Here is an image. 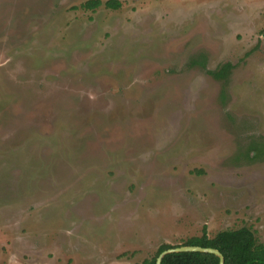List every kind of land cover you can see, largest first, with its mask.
Wrapping results in <instances>:
<instances>
[{
  "label": "rangeland",
  "instance_id": "1",
  "mask_svg": "<svg viewBox=\"0 0 264 264\" xmlns=\"http://www.w3.org/2000/svg\"><path fill=\"white\" fill-rule=\"evenodd\" d=\"M263 32L264 0H0V264L264 243Z\"/></svg>",
  "mask_w": 264,
  "mask_h": 264
},
{
  "label": "trees",
  "instance_id": "2",
  "mask_svg": "<svg viewBox=\"0 0 264 264\" xmlns=\"http://www.w3.org/2000/svg\"><path fill=\"white\" fill-rule=\"evenodd\" d=\"M100 5V1H93L88 2L84 7L94 10ZM106 7L119 9L121 4L116 1H109L106 3ZM202 68L214 79L223 81L228 80L233 65L225 64L214 71L207 70L205 65H202ZM183 246H198L218 250L223 254L225 264H264V243L258 242L254 232L249 228L225 230L218 233L214 238H210L206 227H204L202 236L191 238ZM178 247L182 246L163 244L152 258L146 259L142 264H156L158 257L164 251ZM162 264H219V258L208 253H174L167 255Z\"/></svg>",
  "mask_w": 264,
  "mask_h": 264
},
{
  "label": "water",
  "instance_id": "3",
  "mask_svg": "<svg viewBox=\"0 0 264 264\" xmlns=\"http://www.w3.org/2000/svg\"><path fill=\"white\" fill-rule=\"evenodd\" d=\"M174 253H208L214 254L219 258V264H225V258L223 254L212 248H203L198 246H182L164 251L157 259L156 264H162L163 259L170 254Z\"/></svg>",
  "mask_w": 264,
  "mask_h": 264
}]
</instances>
